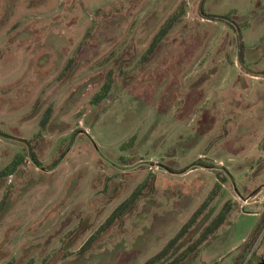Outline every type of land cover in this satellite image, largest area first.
<instances>
[{"label":"rangeland","instance_id":"374dc122","mask_svg":"<svg viewBox=\"0 0 264 264\" xmlns=\"http://www.w3.org/2000/svg\"><path fill=\"white\" fill-rule=\"evenodd\" d=\"M0 264H264V0H0Z\"/></svg>","mask_w":264,"mask_h":264},{"label":"trees","instance_id":"16d2710c","mask_svg":"<svg viewBox=\"0 0 264 264\" xmlns=\"http://www.w3.org/2000/svg\"><path fill=\"white\" fill-rule=\"evenodd\" d=\"M156 43H157V41H156V39H155V40L152 42V44L150 45L151 48H149V52H150V50H153L155 47H157V44H156ZM119 210H120V211L117 212V214L120 213V214L122 215L123 213H125L126 208H125V207H121V208H119ZM117 214L114 215V218H116V217H117V218L120 217V215H119V214L117 215ZM112 220H113V219H110L108 224H110V222H112ZM107 226H108V225H107Z\"/></svg>","mask_w":264,"mask_h":264}]
</instances>
